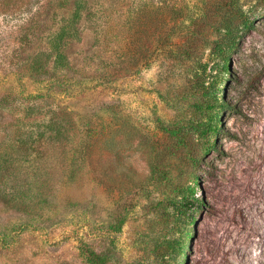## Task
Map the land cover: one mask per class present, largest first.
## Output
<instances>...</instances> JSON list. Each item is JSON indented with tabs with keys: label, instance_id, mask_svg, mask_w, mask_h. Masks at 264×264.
Listing matches in <instances>:
<instances>
[{
	"label": "rangeland",
	"instance_id": "374dc122",
	"mask_svg": "<svg viewBox=\"0 0 264 264\" xmlns=\"http://www.w3.org/2000/svg\"><path fill=\"white\" fill-rule=\"evenodd\" d=\"M207 9L199 61L177 60ZM228 34V91L217 85L232 107L217 146L166 159L206 200L179 264L185 254L188 264H264V0H0V264H93L87 249L113 253L110 236L119 258L108 264L133 263L119 261L134 254L150 188L105 171L122 162L143 175L170 140L163 126L196 121L194 105L209 98L198 80L213 84L221 62L202 43ZM94 135L95 172L81 160Z\"/></svg>",
	"mask_w": 264,
	"mask_h": 264
},
{
	"label": "trees",
	"instance_id": "16d2710c",
	"mask_svg": "<svg viewBox=\"0 0 264 264\" xmlns=\"http://www.w3.org/2000/svg\"><path fill=\"white\" fill-rule=\"evenodd\" d=\"M208 9L201 15V21L193 22L186 28L185 36L179 40L175 58L181 61L196 63L200 58H196L195 53L200 52L201 40L199 35L208 32L209 26L205 25V18L211 15ZM150 21V18H149ZM156 29L150 31V26L146 28L147 41H144L143 51L150 49L153 44L152 35L162 30L161 23L156 20ZM142 24H146L143 22ZM221 29V26H219ZM237 44L236 38L229 35L219 40L207 41L202 43L203 48L207 45L212 47V52L216 53L220 61L215 62L211 69L216 70L215 81L213 84L206 86V81L198 80V85L204 91V102H197L194 106L196 121L186 122L185 120L176 119L169 125L163 126V130L169 136V142L165 149L154 147L148 170L139 175L137 169L131 165L121 162L122 156L118 151L108 155V158L114 163L119 160L120 165H113L110 170L105 171L111 176L116 174V178H124L128 186H143L150 188L148 203L145 206L146 216L141 228L135 231L132 238V248L134 254L129 260L119 262H133L132 264H147V262H160V264H179V257L183 254V247L186 237H190V244L193 234H189L191 226L196 224V217L204 207L205 198L201 194L196 196L195 184L185 182L184 178L175 181L172 177V170L167 157L176 155L184 148L216 147L217 137L220 134L223 123V111L232 104L226 94L221 95L218 82L220 76L230 74L231 61L226 56V50L233 48ZM60 52V51H58ZM216 84V85H215ZM223 93L228 91L227 80L221 81ZM207 116L206 121L201 118ZM90 143H85L88 151L81 155V160H88L93 165V172L96 171L94 160V147L98 143V137L93 136ZM164 154V155H162ZM162 155V156H161ZM93 159V160H92ZM196 161V158H193ZM118 164V163H116ZM104 172V171H103ZM141 177V178H140ZM123 181V179L121 180ZM117 185H119L117 183ZM127 186V187H128ZM199 186V185H198ZM158 195V196H157ZM127 217L124 212H119L114 218V222L109 227L114 232H121L124 229ZM113 248L116 250V240L110 236ZM106 248L96 249L88 248V260L93 264H108L117 262L119 252ZM113 255V256H112ZM184 263L188 264V254L184 255Z\"/></svg>",
	"mask_w": 264,
	"mask_h": 264
}]
</instances>
